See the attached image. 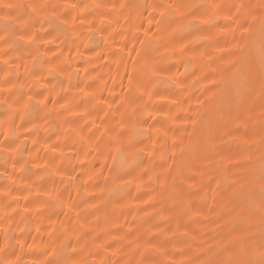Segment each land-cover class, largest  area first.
<instances>
[{
    "label": "bare ground",
    "instance_id": "1",
    "mask_svg": "<svg viewBox=\"0 0 264 264\" xmlns=\"http://www.w3.org/2000/svg\"><path fill=\"white\" fill-rule=\"evenodd\" d=\"M262 16L264 0H0V264L246 260L264 99L226 112L214 85Z\"/></svg>",
    "mask_w": 264,
    "mask_h": 264
},
{
    "label": "snow or ice",
    "instance_id": "2",
    "mask_svg": "<svg viewBox=\"0 0 264 264\" xmlns=\"http://www.w3.org/2000/svg\"><path fill=\"white\" fill-rule=\"evenodd\" d=\"M168 10L169 22H174V17L179 12L176 6H166ZM190 7H195L192 5ZM237 53H240L238 59L232 68H236L227 79L223 80L220 85H214L221 89L216 97L217 108L226 112H231L237 105L244 103L250 98L254 89L259 86L262 93L261 98L264 99V16L260 17L259 27L256 29L255 38L247 42L243 48L237 47ZM200 141L203 145L211 148L213 129L207 121H200ZM192 125L195 128L197 121L193 120ZM142 142V141H137ZM140 154L137 155V159ZM247 163L251 164L248 159ZM239 167L240 165H235ZM250 177L249 188L241 189L238 192V199L242 209L241 219L249 216H258L259 224L256 225L260 229L259 246L241 249V253L247 256V259L240 261H226V264H264V155L259 158L249 171ZM258 201V203H257ZM246 208V211H243ZM243 241H235L230 247H236ZM54 264V262H53Z\"/></svg>",
    "mask_w": 264,
    "mask_h": 264
}]
</instances>
